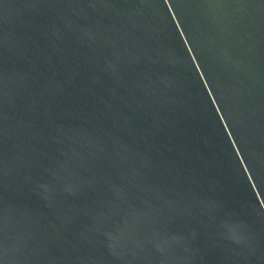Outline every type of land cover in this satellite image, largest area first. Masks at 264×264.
<instances>
[{"label":"water","instance_id":"95a60500","mask_svg":"<svg viewBox=\"0 0 264 264\" xmlns=\"http://www.w3.org/2000/svg\"><path fill=\"white\" fill-rule=\"evenodd\" d=\"M0 264H264V0H0Z\"/></svg>","mask_w":264,"mask_h":264}]
</instances>
